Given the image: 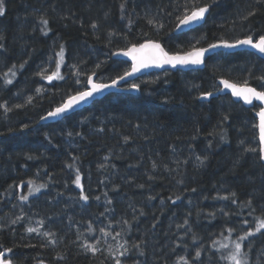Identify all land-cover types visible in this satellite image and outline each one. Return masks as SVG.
Returning a JSON list of instances; mask_svg holds the SVG:
<instances>
[{
  "label": "trees",
  "instance_id": "16d2710c",
  "mask_svg": "<svg viewBox=\"0 0 264 264\" xmlns=\"http://www.w3.org/2000/svg\"><path fill=\"white\" fill-rule=\"evenodd\" d=\"M186 2L191 0H127L122 13L125 0H4L0 251L11 248L5 258L13 264H114L113 256L123 251L121 244L130 248L127 257H121L123 264H183L182 257L189 264H231L221 256L264 219V164L258 152L244 153L249 146L259 147L257 108L247 109L229 96L209 102L199 98L203 92H215L220 79H247L262 90L254 77L264 75V60L254 53H218L202 71L148 75L138 81L136 95H112L61 122L40 125L42 117L86 90L91 75L106 83L129 71L130 65L113 59L112 53L133 44L157 41L176 54L264 34V5L257 0H219L211 15L206 14V24L176 35ZM253 9L256 15L244 20ZM40 17L49 21L47 35ZM149 19L164 28L157 30ZM110 32L116 35L109 37ZM60 45L65 49L60 68L64 79L37 75L45 68L46 75L55 71ZM5 73L11 84L5 83ZM165 98L170 102L164 103ZM5 105L11 111H5ZM225 115L228 119L222 121ZM197 156L207 157L203 165ZM76 169L83 189L74 183ZM40 185L45 187L29 195L30 188ZM81 194L89 199H81ZM29 227L54 236L28 233ZM90 227L94 231L89 232ZM85 242L102 251L86 252L81 247ZM250 242L249 264H264V229L243 241L244 251ZM132 244H140L145 255Z\"/></svg>",
  "mask_w": 264,
  "mask_h": 264
},
{
  "label": "snow or ice",
  "instance_id": "6c2138e0",
  "mask_svg": "<svg viewBox=\"0 0 264 264\" xmlns=\"http://www.w3.org/2000/svg\"><path fill=\"white\" fill-rule=\"evenodd\" d=\"M127 0H125V3H122L120 5L121 12L123 13L125 9V4ZM219 0H191V3H185L182 7L186 8L187 11L184 12L180 17H179V24L178 28L180 26L187 27L189 30H193V26L196 27H202L204 24L207 23L206 20V14L209 16L211 15L210 9L214 11V6L218 5ZM257 3L264 5V0H257ZM4 0H0V16H2L5 12L4 8ZM256 15V10H250L247 12L246 15L243 16L244 20H248L250 17ZM40 23L43 25L41 28V31L43 32L44 35H47L49 31H51L50 28H48L49 21L43 17H40ZM148 23L151 25H154L157 30H162L164 28L163 23H159L154 19H149ZM93 29L97 27V25L94 23L91 25ZM182 30V29H181ZM116 35L113 32L109 33V37ZM204 38V37H202ZM4 39V36L0 34V41ZM111 42V41H109ZM240 46H246V47H251L255 50H258L260 53H264V34L259 35L257 37L256 42L253 41V34L247 35L244 39H236L234 43H229L227 40H221L220 43H210L207 48L205 47H200V48H194L191 51L185 52L183 55L180 54H175V55H169L167 51L164 50V48L161 46L160 43L154 42V41H149L147 43H141L139 46L133 44L131 47H129L126 51H124L122 54L127 57H131L132 60V67L130 71H125L123 75H120L118 79H114L112 81V84H104V83H94L91 78L88 79L87 83L91 84V89L86 90V91H80L76 95L71 96L68 101L64 104H62L60 107H57L54 112H49L48 117H56L59 116L66 111L70 110L73 108L74 104H78L82 101L87 100L88 98L93 97L94 93H99L102 92L104 89H107L109 87L116 86L120 80H124L126 77L131 76L132 74L139 72L142 68H147L150 66H156V67H163L164 65H171L173 68H175L177 65L180 66H188V65H202L205 63V54L213 51L218 48H228V49H234ZM0 49H3V44L0 43ZM59 56V60L55 61V71L51 73V75H46L45 73L47 72V69H42L37 73V75L43 77L44 79H47L49 81L55 79H64V77L60 73V68L65 62V49L63 45H60V51L57 53ZM112 55H118V53H112ZM53 61L50 59L49 63H52ZM27 61H24V63H21L19 65L20 68L24 67V64H26ZM16 66L13 65V68ZM72 67H76L73 65ZM99 67V65H97ZM9 72L12 74V76H15V72L13 71L12 68L9 69ZM79 71H77V75H80ZM251 75V73H250ZM5 77V83L11 84V80L8 79V74H4ZM254 79L258 80L260 82L259 87L262 90H258L257 87H252L249 85L248 80L245 79L242 83H234L230 82L227 79H222L220 80V84L223 85V89H230L231 90V95L237 98H240L244 101V103L248 105H252L253 101H259L261 102V105H264V75H260L259 77H254ZM79 83V81H77ZM132 89L139 90L140 85L132 83L131 84ZM218 85L215 86V92L219 93L223 91ZM41 91L40 89H37V92ZM214 96L213 91H206L200 94V99H209ZM31 101V98H29V102ZM170 100L169 98L164 99V103H169ZM15 107L20 108L21 105H16ZM256 107V105H254ZM5 111H11V109L7 108L5 105ZM259 116V147H247L244 149V153H259V160L264 161V106H259V111L257 113ZM48 117H42L41 119H47ZM228 116L225 115L222 117V121H227ZM24 127H28L25 125ZM216 133H213L215 135ZM69 136L72 135L71 132L68 133ZM129 138L125 137V141L127 142ZM222 140H226V136L222 135L221 136ZM243 143V141L241 142ZM29 159L32 157L29 156ZM75 159V158H74ZM196 159L200 162L201 165L204 164V162L207 160V157L205 156L204 158H201L200 156H197ZM187 163V161H185ZM239 163V161H237ZM74 165L69 164L68 167L72 168ZM153 169L157 168V164L155 162L152 163ZM77 175L74 183L81 189H83V185L81 184V177L79 175V169H76ZM149 179H153V177H149ZM31 183V182H29ZM45 187V185H40L37 188H30L29 195L33 194L34 192H38L40 188ZM140 187H143V185H140ZM192 191H195V189H191ZM106 195V194H105ZM233 198H235L236 193L233 192L231 194ZM81 199L87 201L89 197L87 195L81 194ZM154 197H150L149 199H153ZM224 199H229V197H223ZM21 200H27L28 196H21ZM98 200L99 197H96ZM171 199V197H169ZM176 199H180L179 196L176 197ZM111 203V201H108ZM163 203V201H161ZM175 203V201H173ZM248 205H251V200H248L246 202ZM145 213L143 212V209L140 210V215H144ZM210 215H214L210 214ZM20 218H17V220ZM133 219H136V217H133ZM17 220H13L12 223L16 224ZM41 225H43V221L40 222ZM123 223L127 224L128 221H123ZM187 223V221H185ZM243 223L247 224L248 221L245 220ZM130 227V225H129ZM155 227V225H153ZM261 229H264V219L259 220L258 226L255 228V232L253 231H246L244 235H241L237 238L236 241H233V246L231 250L226 254L222 255L221 259L230 261L231 264H249V253L252 250V244L251 242L249 243L248 251H244V244L243 241L247 239L250 236L255 235L256 233H259ZM0 230H3V226H0ZM28 233H38L41 234L43 237L50 238L54 236V233L51 232H43L40 233L39 228H33L29 227L26 229ZM94 231L91 227L89 228V232ZM235 229L229 228L228 232H233ZM101 232L105 236L111 235V233L104 232L103 229H101ZM120 233H116V236H120ZM48 242L50 244H55L56 241L54 239H49ZM215 241L213 242V246L215 247ZM97 244H99V241H97ZM97 244H88V243H83L81 247L84 248L86 252H91L93 255H95L97 252H101L102 250L97 247ZM2 247V246H0ZM120 248L123 249V251H118L114 256V264H123L121 257H127V255L130 252V248L125 247L124 244H121L119 246ZM221 248H227L228 246L226 244H221ZM131 248L136 249L137 253L140 256L145 255L144 249L140 247V244H132ZM12 249L7 248L4 249L3 251H0V264H13V261L11 258H5L7 253H11ZM110 256H112L111 250H110ZM201 255L200 251L196 252V257L199 258ZM261 255L264 256V250L261 251ZM59 259H63V257H58ZM183 260V264H189V261L184 259L183 257L181 258ZM42 264V262H41ZM136 264H139V262H136ZM257 264H259V260L257 261Z\"/></svg>",
  "mask_w": 264,
  "mask_h": 264
},
{
  "label": "water",
  "instance_id": "95a60500",
  "mask_svg": "<svg viewBox=\"0 0 264 264\" xmlns=\"http://www.w3.org/2000/svg\"><path fill=\"white\" fill-rule=\"evenodd\" d=\"M196 28H198V27L193 26V30L196 29ZM190 31H192V30H189L187 27L180 26L178 28V26H177V29L175 31V34L176 35H180V34L188 33ZM253 41L256 42L254 38H253ZM147 42H149V41H146L144 43H147ZM154 42H157V41H154ZM234 42H229V43H234ZM158 43H160V42H158ZM217 43H220V42H217ZM137 46H139V45H137ZM161 46L164 48L165 51H167L169 53V55H175L174 53H170L164 47L163 44H161ZM207 47H205V48H207ZM126 50L127 49H125V50H119V51L114 52V53H118V55H113V59L128 63L130 65V70H131L132 63H133L132 60H131V57H127V56H124L122 54ZM241 51L252 52V53L256 54L258 57H260L261 59L264 60V53H260L258 50H255V49H253L251 47L240 46V47H237V48H234V49H228V48L221 47V48H218V49H215L213 51H210V52L206 53L205 54V63L202 64V65H188V66H180V65H177L175 68H173L171 65H164L163 67L150 66V67H147V68H142L139 72H136V73L132 74L131 76L126 77L124 80H120L119 83L116 86H113V87H109L107 89H104L102 92H99V93H94L93 97L88 98L87 100L82 101V102H80L78 104H74L72 109L66 111L65 113H63V114H61L59 116H56V117H48V114H46L44 117H48V118L47 119H41L40 120V125H49V124H56L58 122H61L62 120H64V119H66V118H68V117H70V116H72V115H74V114H76L78 112H81V111L89 108L94 103L99 102V101H102V100H104L107 97L112 96V95H116V94H118V95L119 94L136 95L138 93V90L132 89L131 86H129V87H125V86L127 84H129V83H134L137 80H139V79H141L143 77H146V76H148L150 74H153V73H161V72H177V71H180V72L202 71V70H204V68L206 66V62L211 57L215 56L216 54H218V53L233 54V53L241 52ZM176 54L183 55L184 53H176ZM89 78H91V80L94 83H104V82H100L98 80V77H97L96 74L91 75ZM220 80H222V79H220ZM220 80L218 81V86L221 89H223V85L220 84ZM104 84L111 85L112 84V81L111 82H106ZM90 89H91V84L87 83L86 90H90ZM86 90H84V91H86ZM74 95H76V94H74ZM74 95H72V96H74ZM224 96H230L233 102L242 104L247 109H253V108H255L254 105H256L257 107L264 106V105H261V102L255 101V100L253 101V104L252 105H248V104L244 103V101L242 99L232 96L230 89H223V91H221L219 93L214 92V96L212 98H209V99H200V101H202V102H209L213 98L224 97ZM68 99L64 103H66L68 101ZM55 109L52 110L51 112H54ZM257 113L258 112L255 113V117L257 119V130H258V140H259V128H258V125H259L260 120H259V116L257 115ZM262 162L264 164V161H262Z\"/></svg>",
  "mask_w": 264,
  "mask_h": 264
},
{
  "label": "flooded vegetation",
  "instance_id": "af4514ba",
  "mask_svg": "<svg viewBox=\"0 0 264 264\" xmlns=\"http://www.w3.org/2000/svg\"><path fill=\"white\" fill-rule=\"evenodd\" d=\"M177 29V28H176ZM255 39V38H254ZM257 39H255V41H256ZM191 51V50H190ZM241 52H243V51H241ZM248 52V51H247ZM252 53V52H251ZM130 70V69H129ZM154 74V73H153ZM151 75V74H150ZM117 79V78H116ZM140 80V79H139ZM139 80H137L136 82H134L135 84H137L138 83V81ZM113 81V80H112ZM111 82V81H110ZM232 82V81H231ZM131 84L132 83H129V84H127L125 87H129V86H131ZM251 86V85H250ZM254 87V86H253ZM230 97V96H229ZM257 108V111L256 112H258L259 111V107H255V108H253V109H256Z\"/></svg>",
  "mask_w": 264,
  "mask_h": 264
}]
</instances>
